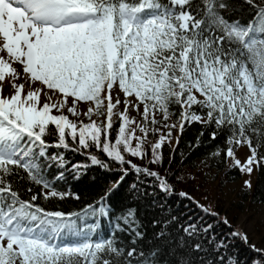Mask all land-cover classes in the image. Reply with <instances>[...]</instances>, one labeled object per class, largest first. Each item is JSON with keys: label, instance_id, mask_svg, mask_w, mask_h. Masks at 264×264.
I'll list each match as a JSON object with an SVG mask.
<instances>
[{"label": "snow or ice", "instance_id": "snow-or-ice-1", "mask_svg": "<svg viewBox=\"0 0 264 264\" xmlns=\"http://www.w3.org/2000/svg\"><path fill=\"white\" fill-rule=\"evenodd\" d=\"M243 3L253 10L247 22L224 16L229 0H0V264H249L233 253L237 241L258 254L250 264H264V249L250 245L246 232L186 192L178 195L203 216L190 212L176 237L161 227L157 239L165 233L168 239L147 249L135 210L117 213L109 202L130 169L155 178L166 196L175 192L156 171L125 159V153L141 161L146 155L147 123L137 125L144 137L130 130L136 123L130 113L141 105L146 122L153 114L152 125L157 112L164 121L174 115L175 104L181 133L192 123L224 129L228 158L233 145L246 143L250 156L243 164L235 160L241 172L250 175L252 165L264 162L247 134L253 123L256 132L264 126V0ZM211 135L216 139L217 131ZM166 140L171 131L151 146V164L162 163ZM91 147L113 163L87 153ZM69 151L87 155L88 163H72ZM113 164L120 175L112 187L77 212L48 210L36 203L38 194L23 199L16 186L27 179L44 200H63L73 196L57 186L67 173L78 180L89 166L113 171ZM136 187L135 194L151 195ZM105 221L115 222L111 232ZM221 224L227 233H217Z\"/></svg>", "mask_w": 264, "mask_h": 264}, {"label": "trees", "instance_id": "trees-1", "mask_svg": "<svg viewBox=\"0 0 264 264\" xmlns=\"http://www.w3.org/2000/svg\"><path fill=\"white\" fill-rule=\"evenodd\" d=\"M230 8L224 12V16L228 19L239 17L244 22L251 19L252 9L249 5L243 3V0H229ZM142 106V105H141ZM174 115L170 116L167 121L163 120L161 113H155V119L159 123L171 125L177 124V127L169 129L164 127L166 133L158 134L150 131L149 128L155 125L150 123L153 114H149L148 122L142 116V125L147 123L148 135L143 140V150L145 151V158L141 161L139 158L125 155V159L132 160L142 169L148 171H156L158 175L165 178L169 185L174 188L175 192L172 195H165L155 187L157 181L153 177H147L132 173L129 170V175L125 178L121 186L109 197V202L112 210L119 213L122 209L131 207L135 210L136 218L138 219L144 233V237L140 240L143 248L163 245L164 241L168 239V233H165L163 239H157L156 234L161 227L166 226L172 237H176L180 230L181 224L184 223L185 217L191 212L195 216H203L200 208L195 207L194 203L188 199L180 197V192H186L190 197L195 198L200 204L204 205L209 212H218L220 217H226L233 229H236L241 213L244 214V209L248 210L253 205H261L264 208V162L257 167L256 178L251 191H246L244 188L238 195V200L233 201L222 196L221 190L225 182H238L242 178L241 171L235 165L230 166L228 157L224 155L225 145V130H217L215 125H205L202 123H192L186 125L183 132H180L178 125L179 106L173 104L170 106ZM143 109V106H142ZM139 130L138 127H136ZM257 123L251 125L252 131H248V135L252 140L253 146L258 147V155H264V126H259ZM140 131V130H139ZM171 131V140L165 141L162 148L163 160L162 163L151 164V146L158 142L161 135L166 136ZM217 131L216 139H212V132ZM141 132V131H140ZM139 132V133H140ZM203 132V135H201ZM114 133L112 138L114 139ZM136 135V133H135ZM138 137V136H137ZM139 137H144V133H140ZM51 139V138H48ZM178 141V142H177ZM71 144V140L68 141ZM136 139L132 140V146L135 147ZM234 154L237 153L239 147L249 150L247 144L239 146L233 145ZM50 152L63 151L62 149H49ZM87 153L95 154L102 160L107 161V157L98 152L95 147L86 150ZM220 152V155L215 153ZM66 157L72 163H88L87 155H80L77 153L67 152ZM109 163H113L107 161ZM208 171H213V175L209 179ZM57 169L53 167L48 172V177H53ZM119 172L115 171L113 164V171L102 170L99 167L89 166L85 175L80 178L73 179L72 174H66V180L59 182L57 186L64 191L72 193L63 200L52 198L44 200L39 196L41 188L27 179L22 180L16 186L21 189V197L29 199L32 194H38L36 203L40 204L48 210H58L65 213H72L80 211L89 204H93L99 197L104 196L107 189L112 187L111 181L118 178ZM136 185V192H149L151 195H137L133 192L132 186ZM31 187L32 192H28L27 188ZM78 195L79 199L74 196ZM176 216V221L171 220V216ZM215 219L208 216L207 220ZM153 221H156V226H153ZM167 221V225L162 222ZM114 223L104 222L107 231L111 232ZM256 234L260 235L261 222L256 221ZM228 227L219 225L217 233H227ZM183 239V237H182ZM127 241V236L124 237ZM250 244V243H249ZM234 254L238 252L242 261H248L249 264L253 259L258 258V254L249 246L237 241L236 248L232 250ZM264 259V258H261Z\"/></svg>", "mask_w": 264, "mask_h": 264}, {"label": "rangeland", "instance_id": "rangeland-1", "mask_svg": "<svg viewBox=\"0 0 264 264\" xmlns=\"http://www.w3.org/2000/svg\"><path fill=\"white\" fill-rule=\"evenodd\" d=\"M6 55V54H5ZM14 67H17L19 69V66L17 65H13ZM22 82L21 81H17ZM39 85H33L32 87H38ZM28 89V86L26 85V90ZM47 91V90H45ZM12 94V90L8 84V82L6 81L4 84V88H3V95L8 96ZM55 99V97H54ZM69 101H71V98H69ZM82 105L83 102H81V105L78 106V109L83 110L82 109ZM142 113H143V109L142 106H140V111L136 112L133 111L130 113V119H134L136 123H134L133 125L130 126V130H135L136 136H140V131L137 130V125H141L142 121ZM58 114V113H56ZM66 115L69 116L70 120H73L74 122H78L80 120H83V122L87 123L88 119L87 117L81 116L79 119L77 117H73L71 114L65 112ZM92 119L96 120L98 123L100 120L103 119V117H95L93 116ZM114 119H116L114 117ZM158 129V131H155L158 134H164L166 133V130L163 126V123H157L155 126H152L149 128L150 131H153V129ZM140 132V133H139ZM249 157V151L248 149H243V147H239L238 151L236 154H234L233 158H230V166L235 165V160H239L241 162V164H243L247 158ZM207 172H208V177L210 179V177L213 175V171H208L205 166H202ZM253 171L251 172V174L249 175L246 172H241L242 174V178L237 182H225V184L222 186V196L225 198H229L230 200L233 201H237L238 200V195L242 192V189L244 188V190L246 191H251L255 182V178H256V171H257V166L254 164L252 165ZM245 181H249L251 184V187H246L245 186ZM256 221H260L261 222V227H260V231L261 234L257 235L256 234V226H255V222ZM236 229H242L244 232H246L248 234V239H249V243L250 245H255V247L257 249H264V208L261 205H253L250 207L249 212L248 210L244 209V214L241 213V216L239 218L238 224L236 226Z\"/></svg>", "mask_w": 264, "mask_h": 264}]
</instances>
